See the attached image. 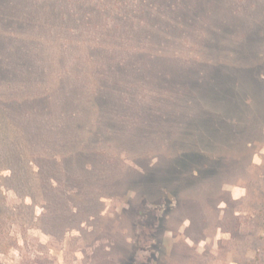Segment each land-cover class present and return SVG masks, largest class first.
<instances>
[{
    "label": "rangeland",
    "instance_id": "obj_1",
    "mask_svg": "<svg viewBox=\"0 0 264 264\" xmlns=\"http://www.w3.org/2000/svg\"><path fill=\"white\" fill-rule=\"evenodd\" d=\"M0 117V264H264V0H0Z\"/></svg>",
    "mask_w": 264,
    "mask_h": 264
},
{
    "label": "trees",
    "instance_id": "obj_2",
    "mask_svg": "<svg viewBox=\"0 0 264 264\" xmlns=\"http://www.w3.org/2000/svg\"><path fill=\"white\" fill-rule=\"evenodd\" d=\"M1 121H2V118L0 117V139L5 135V133H6V128H4L5 130V132L3 131V125L1 124ZM2 155L0 154V165L3 163V160H1L2 159V157H1ZM45 179H46V181H49V180H51L52 179V176H50V175H48V176H46L45 177Z\"/></svg>",
    "mask_w": 264,
    "mask_h": 264
}]
</instances>
